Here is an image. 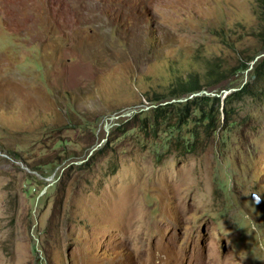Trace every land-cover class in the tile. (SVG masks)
Returning a JSON list of instances; mask_svg holds the SVG:
<instances>
[{"label": "rangeland", "instance_id": "obj_1", "mask_svg": "<svg viewBox=\"0 0 264 264\" xmlns=\"http://www.w3.org/2000/svg\"><path fill=\"white\" fill-rule=\"evenodd\" d=\"M254 2L0 0V264H264V99L160 163L112 133L261 51Z\"/></svg>", "mask_w": 264, "mask_h": 264}, {"label": "trees", "instance_id": "obj_2", "mask_svg": "<svg viewBox=\"0 0 264 264\" xmlns=\"http://www.w3.org/2000/svg\"><path fill=\"white\" fill-rule=\"evenodd\" d=\"M254 1L258 18L256 32L264 44V0ZM261 54H264V47L228 68H222L218 58L206 59L203 72L195 70L185 76L178 75L166 95L149 96L150 107L121 119L113 135L117 137L122 133L118 137L125 135L142 146L152 145L159 163L175 152H195L209 141L213 142L219 134L221 110L227 113L228 121L234 102L248 97L264 99V55ZM258 55L261 56L256 59ZM245 72L248 74L246 81L224 83L220 87V90H231L224 97L217 93L220 91H213L218 82ZM106 146L107 143L97 152H103Z\"/></svg>", "mask_w": 264, "mask_h": 264}, {"label": "water", "instance_id": "obj_3", "mask_svg": "<svg viewBox=\"0 0 264 264\" xmlns=\"http://www.w3.org/2000/svg\"><path fill=\"white\" fill-rule=\"evenodd\" d=\"M261 55H264V54H261ZM261 55H258V56L256 57V59L259 58ZM174 100H175V99H173V101H174ZM167 102H168V101H167ZM167 102H164V103H167ZM253 198H254V201H255V202H257V203L261 202V198L258 197L257 194H255V193L253 194Z\"/></svg>", "mask_w": 264, "mask_h": 264}]
</instances>
